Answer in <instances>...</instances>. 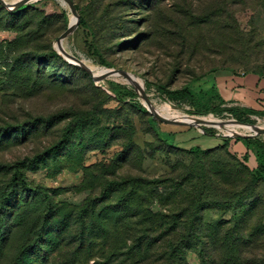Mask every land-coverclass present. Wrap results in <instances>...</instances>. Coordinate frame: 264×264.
<instances>
[{"label": "rangeland", "instance_id": "374dc122", "mask_svg": "<svg viewBox=\"0 0 264 264\" xmlns=\"http://www.w3.org/2000/svg\"><path fill=\"white\" fill-rule=\"evenodd\" d=\"M73 2L79 22L64 41L65 52L96 70H116L135 77L144 84L150 103H166L187 116H205L195 113L188 101L168 100L160 88L174 91L185 87L195 93L207 90V78L220 71L264 74V0ZM32 5L45 13V33L18 56L23 59L21 64L32 62L38 70L12 79L5 62H0V131L8 129L7 139L0 145V186L10 181V168L19 164L30 187L50 198L46 221L36 222V227L44 229V239H30L33 246L28 257L41 249L42 255L50 257L49 264H83L76 251L78 222L74 215L91 188L99 190L96 182L100 178L113 181L139 173L159 178L172 169L181 171L182 166H198L204 160L230 162L224 150L216 148L225 139H232V144L235 138L186 121L180 122L189 125L153 120L135 86L109 77L94 81L58 53L67 65L32 55L45 44L55 50L56 40L72 18L69 7L58 0H40L23 7ZM14 36L0 28V43L10 42ZM112 90L120 92L118 97ZM125 91L133 97L125 96ZM71 110L84 114L89 122L86 130H72V120L63 119L61 113ZM213 116L223 122L237 121L228 114ZM42 119L49 121L44 129ZM249 120V125H260L264 116ZM28 122L41 127L27 135L28 128L18 132ZM244 139L264 143V134ZM106 142L108 146H104ZM124 147L133 152L136 147L140 152L120 159ZM193 147L215 151L208 157L186 154ZM253 194L264 201V182L254 187ZM17 197L21 200L24 195ZM35 208L37 212L30 210L29 217L45 212L46 205L39 202ZM4 214L2 233L12 216L9 211ZM57 227H62L60 234L52 239L51 230ZM8 254L18 256L15 247H10ZM187 264H198L194 253H188Z\"/></svg>", "mask_w": 264, "mask_h": 264}, {"label": "trees", "instance_id": "16d2710c", "mask_svg": "<svg viewBox=\"0 0 264 264\" xmlns=\"http://www.w3.org/2000/svg\"><path fill=\"white\" fill-rule=\"evenodd\" d=\"M44 14L37 5L16 11H7L0 5V28L15 33L12 41L0 43V62H5L12 79L38 70L32 62L21 64L23 59L18 55L28 50L29 43L41 40L45 33ZM32 55L67 65L50 45L37 47ZM254 74L264 77L262 73ZM160 90L170 101H188L199 115L228 114L245 124H251L250 116H264L263 112L221 107L224 102L212 88L195 93L185 87ZM112 93L118 97L120 92ZM124 93L130 98L134 95ZM72 111L62 112L63 119L72 120V130H86L87 118ZM47 120H40L43 129ZM36 122H28L18 132L28 128L27 135L38 130L41 126ZM6 130L0 131V145L7 139ZM231 141L225 139L216 148L223 149L230 162L204 160L198 166H182L181 171L172 169L159 178L140 173L113 181L100 178L96 182L99 190L91 188L74 215L78 222L76 251L83 257V264L90 260L92 264H187L188 253L196 255L198 264H264V201L253 194L254 187L264 182V143L242 138L233 141L252 153L257 164L252 169L247 164L248 153L238 157L230 149ZM123 150L120 159L140 152L136 147L134 152L125 147ZM214 151L193 147L186 154L208 157ZM10 169V181L0 186V228L4 212L12 214L5 233L0 230V264H49L50 257L42 255L41 249L32 257L28 253L33 246L30 239H44V229L36 227V222L46 221L51 212L50 198L30 187L19 164ZM20 193L24 195L21 200L17 197ZM39 202L46 205L45 212L29 217L30 210L37 212L35 205ZM227 214L231 215L229 220L224 218ZM60 228L51 230L52 239L60 234ZM10 247L16 248L17 257L8 254Z\"/></svg>", "mask_w": 264, "mask_h": 264}, {"label": "crops", "instance_id": "0c3cea01", "mask_svg": "<svg viewBox=\"0 0 264 264\" xmlns=\"http://www.w3.org/2000/svg\"><path fill=\"white\" fill-rule=\"evenodd\" d=\"M206 81H208L207 89L212 88L224 102L221 107L235 108L241 112L264 113V77L254 73L234 74L220 71L209 76ZM230 149L240 158H244L248 153L246 156L248 166L252 169L256 168L254 156L241 143L230 144Z\"/></svg>", "mask_w": 264, "mask_h": 264}, {"label": "bare ground", "instance_id": "6f19581e", "mask_svg": "<svg viewBox=\"0 0 264 264\" xmlns=\"http://www.w3.org/2000/svg\"><path fill=\"white\" fill-rule=\"evenodd\" d=\"M72 22H74V18H71ZM64 41L62 40L60 44L55 43V48L58 49L59 52L62 51L64 48ZM88 70L94 75L98 76L106 72V70H96V68H92L91 66L86 65ZM110 79L115 80L117 82L126 83L131 86H136L140 91L145 90L144 84L136 79L135 77H132V79L126 78L124 73L118 72L111 74L109 76ZM144 102V101H143ZM144 105L147 107V109H151L154 111L155 115L160 116L166 120H171L175 122L180 121H186L190 123L191 125L197 126V127H212L216 128L219 132L224 134L228 137H249L257 134L258 129L264 128V123L260 125H255V127L248 126V125H241L233 123L232 121L223 122L219 119H216L213 115H205V116H198V117H188L186 114H183L182 112L176 110L175 108L171 107L170 105L163 103L161 105H157L154 102H151L146 104L144 102ZM199 120V121H197Z\"/></svg>", "mask_w": 264, "mask_h": 264}, {"label": "water", "instance_id": "95a60500", "mask_svg": "<svg viewBox=\"0 0 264 264\" xmlns=\"http://www.w3.org/2000/svg\"><path fill=\"white\" fill-rule=\"evenodd\" d=\"M40 0H18L17 2L15 3H7L6 1L4 0H0V4L6 8L8 11H16L20 8H22L23 6L27 5V4H30V3H35V2H38ZM58 1H61L63 2L64 4H66L68 7H69V10H70V13L72 15V17L74 18V22H72V20L70 21L69 23V26L67 28V30L56 40V44H60V42L62 40H65L70 34H72L74 32V30L77 28L78 26V22H79V16L76 12V8H75V5L73 3L72 0H58ZM55 51L60 55L62 56L66 61L68 62H72L78 66H80L82 69H84L90 76V78L94 81L98 80V81H102L106 78H108L111 74H114V73H118V72H121V71H116V70H107L105 73H103L102 75L100 76H94L89 70L88 68L86 67V65L77 60L76 58L72 57L71 55H69L68 53L65 52L64 49H62L61 52L58 51L57 48H55ZM124 73V72H122ZM124 75L126 76V78L128 79H132V76L124 73ZM135 89V91L140 95V97L143 99V101L149 105V100L147 99L146 95L144 94L143 91H140L136 86L133 87ZM148 111L151 113L152 115V118L153 120H157L161 123H164V124H171V125H189V124H185V123H181V122H175V121H171V120H166L160 116H157L155 115L154 111L153 110H149ZM188 117H192V116H188ZM199 121V120H197ZM232 121L233 123H236V124H241V125H248V126H252V127H255V125H249V124H243V123H240V122H237L235 120H230ZM191 126H194V125H191ZM197 127V126H196ZM201 127V126H200ZM264 134V129H258L257 130V134L254 135V136H249V137H233V138H252V137H255V136H260V135H263Z\"/></svg>", "mask_w": 264, "mask_h": 264}]
</instances>
